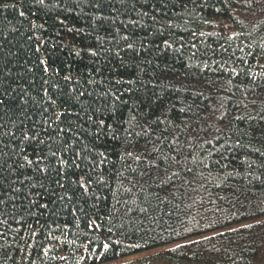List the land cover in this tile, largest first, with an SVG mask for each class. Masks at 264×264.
Returning a JSON list of instances; mask_svg holds the SVG:
<instances>
[{
    "label": "trees",
    "instance_id": "1",
    "mask_svg": "<svg viewBox=\"0 0 264 264\" xmlns=\"http://www.w3.org/2000/svg\"><path fill=\"white\" fill-rule=\"evenodd\" d=\"M0 264H264V0H0Z\"/></svg>",
    "mask_w": 264,
    "mask_h": 264
},
{
    "label": "rangeland",
    "instance_id": "2",
    "mask_svg": "<svg viewBox=\"0 0 264 264\" xmlns=\"http://www.w3.org/2000/svg\"><path fill=\"white\" fill-rule=\"evenodd\" d=\"M120 260H122V259H120ZM120 260H119V261H120Z\"/></svg>",
    "mask_w": 264,
    "mask_h": 264
}]
</instances>
